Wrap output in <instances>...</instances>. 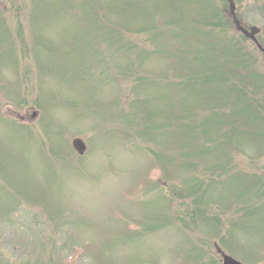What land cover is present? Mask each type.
Segmentation results:
<instances>
[{"label":"rangeland","instance_id":"rangeland-1","mask_svg":"<svg viewBox=\"0 0 264 264\" xmlns=\"http://www.w3.org/2000/svg\"><path fill=\"white\" fill-rule=\"evenodd\" d=\"M234 1L264 45V0ZM223 8L0 0V264H264V58Z\"/></svg>","mask_w":264,"mask_h":264},{"label":"water","instance_id":"water-1","mask_svg":"<svg viewBox=\"0 0 264 264\" xmlns=\"http://www.w3.org/2000/svg\"><path fill=\"white\" fill-rule=\"evenodd\" d=\"M229 4H230V12L232 14V17H233V21L237 27L238 30L242 31L247 37H251L253 40H255L254 38V34L257 32V29L256 28H251L250 29V32L246 31L239 23L238 19L236 18V15H235V7H234V4L232 2V0H229ZM258 47L264 51V49L258 45ZM73 146L74 148L80 153L82 154L85 150V144L83 143V141L79 138H76L73 140ZM224 264H240L239 262H236L235 260L231 259L230 257H224Z\"/></svg>","mask_w":264,"mask_h":264}]
</instances>
